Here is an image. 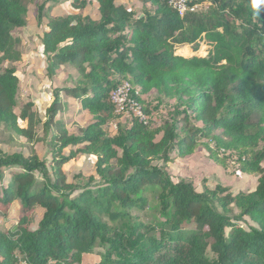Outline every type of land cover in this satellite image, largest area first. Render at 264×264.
Here are the masks:
<instances>
[{
  "label": "trees",
  "instance_id": "obj_1",
  "mask_svg": "<svg viewBox=\"0 0 264 264\" xmlns=\"http://www.w3.org/2000/svg\"><path fill=\"white\" fill-rule=\"evenodd\" d=\"M58 1L43 0L37 10ZM135 1L150 10L89 0L92 16L46 23L47 77L69 65L77 78L73 87L55 89L45 110L49 163L0 150V264H20L18 257L22 264H264V3L192 0L205 9L180 16L166 2ZM37 2L0 0V68L21 62L13 32ZM201 43L204 57L176 54ZM122 81L138 90L145 119L131 118L126 129L109 100ZM19 84L16 67L0 70V127L33 141L39 121L32 105L15 113ZM152 92L173 102L170 121L158 126L143 99ZM62 94L90 117L78 135L56 121ZM201 145L221 169L225 154L237 155L238 173L255 187L233 193L222 183L198 188L173 178L172 153L183 158ZM76 157L93 160L83 186L64 171ZM146 187L159 189L160 221L149 224L131 215L145 209ZM93 255L96 261H84Z\"/></svg>",
  "mask_w": 264,
  "mask_h": 264
},
{
  "label": "rangeland",
  "instance_id": "obj_2",
  "mask_svg": "<svg viewBox=\"0 0 264 264\" xmlns=\"http://www.w3.org/2000/svg\"><path fill=\"white\" fill-rule=\"evenodd\" d=\"M29 1V0H26ZM37 3L28 5V13L26 17V25L22 29H16L13 35L20 41L18 50L21 52L22 60L19 63H5L0 70L5 67L14 66L17 68L20 84L16 94L15 113L20 114L22 107L26 104L32 105V111L35 113L39 123L34 129L36 139L27 140L19 132L9 131L0 127V150L9 154L23 153L25 155L36 154L46 163L50 162L49 142L51 132L46 135L43 130L45 122V110L51 102V96L56 89L65 87H73L77 78L74 68L66 65L53 78L46 75V61L42 53L41 36L46 28V23L55 18H64L70 15L92 16L95 11V4L89 0H80V4L72 3V0H59L55 4H46L42 12H38ZM119 3L128 5L141 13L144 9L150 10V5H143L135 0H118ZM79 5V6H78ZM78 6V7H77ZM203 10L205 9L202 8ZM38 15L41 16L40 19ZM176 54L188 57L192 54L204 57L207 55V47L203 43L199 45H184L178 47ZM149 104L151 110V121L155 126L162 125L170 121L173 102L166 100L156 92H152L143 97ZM60 111L56 115V121L63 123L70 135H78L79 130L85 127L90 121L88 113L81 109L79 103L71 100L62 94ZM130 119L123 116L121 119V127L123 129L131 126ZM19 129L26 128L25 122L18 121ZM108 128H112L110 125ZM114 132L112 129L110 133ZM202 143H207L202 141ZM264 150V140L261 142L258 151ZM227 157L226 169L217 167L209 158L204 145L197 148L191 155L179 158L177 152L172 153L173 162L168 166L167 171L173 178L193 183L198 188L215 186L217 183L225 184L233 193L245 192L255 187L253 178H249L237 171L238 156L235 154H225ZM66 176L70 182L77 186H83L87 183L89 177L93 176V160L89 157H76L75 161L64 168ZM144 194L146 196L145 209L141 212L132 210L131 215L137 217V221L149 224L160 221L159 203H158V187H146ZM17 211L20 209L17 205ZM234 215L238 211L234 209ZM5 219L0 216V223H4ZM98 251V250H97ZM211 257V253H207ZM96 255L84 258V261L93 263L96 261ZM18 262L23 263L20 257Z\"/></svg>",
  "mask_w": 264,
  "mask_h": 264
},
{
  "label": "built area",
  "instance_id": "obj_3",
  "mask_svg": "<svg viewBox=\"0 0 264 264\" xmlns=\"http://www.w3.org/2000/svg\"><path fill=\"white\" fill-rule=\"evenodd\" d=\"M166 2L180 16L185 13H193L204 8V5H193L192 0H159ZM138 90L133 88L127 81H122L112 89L109 95V100L114 106L117 115L127 116L129 118L136 117L140 121H144V116L139 104L134 96L138 95ZM110 126L113 131H116L117 124L111 122Z\"/></svg>",
  "mask_w": 264,
  "mask_h": 264
},
{
  "label": "clouds",
  "instance_id": "obj_4",
  "mask_svg": "<svg viewBox=\"0 0 264 264\" xmlns=\"http://www.w3.org/2000/svg\"><path fill=\"white\" fill-rule=\"evenodd\" d=\"M261 3H264V0H253V7H259Z\"/></svg>",
  "mask_w": 264,
  "mask_h": 264
},
{
  "label": "water",
  "instance_id": "obj_5",
  "mask_svg": "<svg viewBox=\"0 0 264 264\" xmlns=\"http://www.w3.org/2000/svg\"><path fill=\"white\" fill-rule=\"evenodd\" d=\"M180 56V55H179ZM190 56H194V54L190 55Z\"/></svg>",
  "mask_w": 264,
  "mask_h": 264
}]
</instances>
